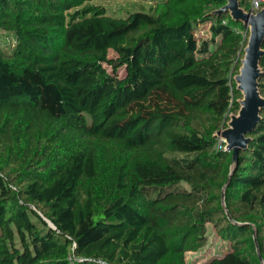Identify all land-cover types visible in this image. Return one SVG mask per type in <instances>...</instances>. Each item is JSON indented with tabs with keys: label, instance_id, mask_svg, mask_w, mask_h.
I'll use <instances>...</instances> for the list:
<instances>
[{
	"label": "trees",
	"instance_id": "1",
	"mask_svg": "<svg viewBox=\"0 0 264 264\" xmlns=\"http://www.w3.org/2000/svg\"><path fill=\"white\" fill-rule=\"evenodd\" d=\"M91 1L0 0V264H187L210 225L205 264H264V110L216 146L249 31L227 0Z\"/></svg>",
	"mask_w": 264,
	"mask_h": 264
},
{
	"label": "water",
	"instance_id": "2",
	"mask_svg": "<svg viewBox=\"0 0 264 264\" xmlns=\"http://www.w3.org/2000/svg\"><path fill=\"white\" fill-rule=\"evenodd\" d=\"M220 11L229 12L234 21L242 23L249 31L241 67L234 77L237 90L243 95L239 100L240 109L238 113H231L224 128L216 133L217 137L224 139L226 150L232 152L233 160H236L239 150L248 146V134L261 121L264 110V96L260 90L263 75L264 7L254 13L243 8L240 0H227Z\"/></svg>",
	"mask_w": 264,
	"mask_h": 264
},
{
	"label": "rangeland",
	"instance_id": "3",
	"mask_svg": "<svg viewBox=\"0 0 264 264\" xmlns=\"http://www.w3.org/2000/svg\"><path fill=\"white\" fill-rule=\"evenodd\" d=\"M159 0H92V4L105 6L107 11L111 14L117 16H125L129 12L137 10H149L150 7L154 6ZM210 24L206 23L200 26L198 35L203 38H209L211 32L209 31ZM12 36L10 34H2L0 38L2 39L4 45L8 46L13 42ZM110 56H115L113 51H110ZM123 73V70H121ZM209 242L199 251L189 252L186 254L187 264H205L209 259L213 257H219L224 255L229 249V243L221 239L213 226H209ZM175 264L174 260L168 261L165 264Z\"/></svg>",
	"mask_w": 264,
	"mask_h": 264
},
{
	"label": "built area",
	"instance_id": "4",
	"mask_svg": "<svg viewBox=\"0 0 264 264\" xmlns=\"http://www.w3.org/2000/svg\"><path fill=\"white\" fill-rule=\"evenodd\" d=\"M263 7H264V0H251L249 10L255 13L261 10ZM216 146H217V149L219 150L226 149V143L224 139H222L221 137H218V143Z\"/></svg>",
	"mask_w": 264,
	"mask_h": 264
}]
</instances>
